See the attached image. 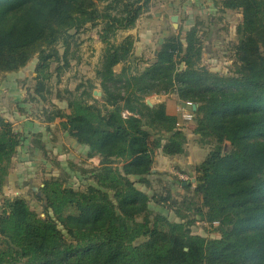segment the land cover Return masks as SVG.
<instances>
[{
    "label": "trees",
    "instance_id": "1",
    "mask_svg": "<svg viewBox=\"0 0 264 264\" xmlns=\"http://www.w3.org/2000/svg\"><path fill=\"white\" fill-rule=\"evenodd\" d=\"M151 2L0 0V74L20 70L38 53V91L51 77L57 45L67 50L73 35L98 25L105 44L96 69L103 94L72 93L70 112L48 119L61 118L62 130L87 146L90 157L99 156L100 165L89 170L93 182L76 189L58 177L47 179L41 188L45 216L22 195L4 198L0 264H264V0L218 2L243 14L236 68L225 75L201 64L203 45L195 27L185 43L177 35L166 37L154 60L134 69L135 37L115 39L136 26ZM171 93L197 104L193 131L202 143L213 142L187 173L195 181L185 188H193L187 198L196 197L197 213L216 225L220 237H205L152 211L149 192L138 187H151L159 148L170 156L185 151L187 134L178 117L167 112L165 102H147ZM21 143L0 114V188Z\"/></svg>",
    "mask_w": 264,
    "mask_h": 264
},
{
    "label": "rangeland",
    "instance_id": "2",
    "mask_svg": "<svg viewBox=\"0 0 264 264\" xmlns=\"http://www.w3.org/2000/svg\"><path fill=\"white\" fill-rule=\"evenodd\" d=\"M151 1V4L154 5V0ZM172 13L173 16H176L175 20L173 16L167 15L166 25L161 28L162 31L161 29L159 30V34H162L165 29L168 32L167 37L177 35L185 43L188 31L195 27L203 45L201 64L215 73L232 74L236 68L235 45L239 40L237 27L243 19L241 10L223 9L221 4H219L215 9L193 8L190 12L178 11ZM142 16L146 17V13ZM100 28V25L96 27L87 26L80 30L79 33L71 37L70 46L67 50L63 44L57 45L59 57L51 59V77L47 81H43L40 85V91L37 90L38 81L35 79L36 74H34L35 67L39 61L38 53H35L29 63L20 70L0 74V114L12 123L13 128L22 139L9 175L11 173L12 181L15 178L23 181L22 185L16 186L18 189L11 187L5 190L4 186L7 184V177L6 183L0 188V212L4 198H14L17 195H22L33 210L41 216H45L41 188L44 182L51 177H58L66 185L73 186L76 189H85L89 183L93 182L89 170L95 169L100 165L99 156L90 157L88 150L84 147L81 148L82 146L72 147L66 139L68 137L62 136L61 118H56L57 121H49L48 119L58 111L61 113L70 112L68 100L72 93L80 94L85 89H93L95 97H100L103 94L100 81L96 77V69L100 65L105 48L103 42H101V45L96 44V40H98L96 36ZM124 37V32H120L115 41L119 42ZM158 42L159 40L149 49L148 47L143 50L139 48L137 53L134 50L132 56L134 69L142 70L154 60V50L159 49L162 44V41L157 44ZM178 66H183V63H179ZM25 69L30 70L26 72ZM118 69L120 70L121 68ZM95 90L98 91L96 94L94 93ZM99 92H101V95H99ZM171 94L176 95V93ZM157 97L158 95L149 96L147 101L150 100L153 104L160 102ZM179 107L183 110L181 104H179ZM187 111L184 109L182 113ZM189 112L192 114V118H184L182 114L180 120L182 125L179 127L186 134L188 133L187 141H189L188 135L190 134L192 135L190 140L202 146V153L205 156L210 148L213 147V142L202 143L200 136L193 134L196 121L193 113ZM39 129L43 133L46 131L47 133L56 134L59 143H63V148L59 149L58 152L53 150L48 153L45 146H41L42 149H36L35 153H27L29 161L37 160L38 168L33 165L31 168L29 166L24 168L26 165L23 166L24 161L21 160L22 149L29 144V135H34V132L40 131ZM50 139L51 136L45 142L49 143ZM35 140L40 142V144L43 142V140L38 138H35ZM226 143L225 152L231 148L230 142ZM36 148L39 147L36 146ZM47 167L51 168L49 172L46 169ZM178 181L180 182V179ZM178 181H176L175 186L177 189L182 190ZM138 185L145 187L140 183ZM180 190L177 191L179 192ZM189 190L193 191V188ZM147 191L152 198L150 200L152 211L164 213L171 221H183L191 231L205 237H220L216 225H209L204 222L202 216L197 213L196 209L200 202L196 197L192 201L187 198V194L178 193L177 191L174 193L168 187V184H165L159 178L152 183L151 187L147 188ZM185 195L186 200H184ZM177 209L180 213L179 216L176 213ZM60 228L66 233L62 226Z\"/></svg>",
    "mask_w": 264,
    "mask_h": 264
},
{
    "label": "crops",
    "instance_id": "3",
    "mask_svg": "<svg viewBox=\"0 0 264 264\" xmlns=\"http://www.w3.org/2000/svg\"><path fill=\"white\" fill-rule=\"evenodd\" d=\"M219 1L220 0H154L155 4L151 5L150 10L146 12V17H143V16L140 17L134 28L129 29L127 31H123L124 35L127 36L131 34L135 37L136 39L135 46H134L135 53H137V50H139V48L143 50L144 48L148 47L149 49L151 48V46L156 44L157 40H159V42L157 43L159 44L161 41L163 42V40L167 37L168 32L165 29L163 31L164 34L162 33L163 35L159 34V30L162 27H165L166 25L167 15L172 17L173 16L172 12H178V11L190 12L193 8L194 9L200 8L203 10L210 9V8L215 9V7L219 5L218 4ZM96 38L98 39L96 40L97 42L96 44L101 45V41L99 40L98 34ZM154 51H155L154 52V57H155L158 49H155ZM121 67L122 65L118 64L114 67V69L115 71H119L118 68H121ZM25 70L27 72L30 69H25ZM158 96L160 97L161 102L164 101L166 103L167 112L169 114L176 115L178 117V121L181 120V116L183 114L182 111L184 109L183 110L180 109L179 107L180 100L178 99V97H176V95H173V94H160ZM60 122H61V119H60ZM62 133H63L62 136H65V138L68 137L66 139L68 140V142L70 143L72 147L82 146L81 148L84 147L86 150H89L87 146L79 144L75 138L69 135L67 131L63 130ZM29 136H30V139L28 138L29 144L26 146V148L22 149L23 154H22L21 160L24 161L23 166L26 165L24 168H28V166L29 168H31L32 165L35 166V168H38L37 160L29 161L27 158V155H28L27 153H32V152L35 153L36 149L40 150V148H36L37 140L34 141L35 138L43 140L42 144L45 146L48 153H50L53 150L58 152L59 149L63 148V143L62 144L59 143L56 134L54 135L52 133H47L46 131L43 133V131L40 130V131L34 132V135L32 134ZM49 136H51L50 142L46 143L45 141L48 140ZM162 136H163L162 134L155 135V137H158V138ZM188 136H189L188 137L189 141H187L185 145V151L181 154H177L173 156L166 155L164 154L161 148H159L156 151V154L154 157V165L152 168L153 174L150 176L152 183H154V181L157 178H159L162 181H164L165 184H168V187H170V189L175 193L177 190H180V189H177V187L175 186L176 181L180 179V182L179 181L178 182L180 183L182 190H180L179 192H182L183 194H187V191H188V194H191L189 192V189L185 187L187 186L189 180L194 182L195 179L191 177L190 179L182 180L179 177V173L192 172L193 167L196 164H199L201 161H203L207 154L203 156L202 146L198 145L197 142H193L192 140H190V137L192 135L189 134ZM47 144H48V147H47ZM15 159L16 158H14L13 162H15ZM46 169L48 170V172L51 170L50 167H47ZM12 179L13 177L10 173V175L8 176L7 184L4 186L5 190L10 189L11 187L18 189L16 188V186L23 184V181H20L21 179L15 178V180L13 181ZM12 184L13 186H11ZM138 187L142 190L147 191L146 187H142L139 185Z\"/></svg>",
    "mask_w": 264,
    "mask_h": 264
},
{
    "label": "water",
    "instance_id": "4",
    "mask_svg": "<svg viewBox=\"0 0 264 264\" xmlns=\"http://www.w3.org/2000/svg\"><path fill=\"white\" fill-rule=\"evenodd\" d=\"M176 16L173 17V19L175 20ZM98 91H94V93L96 94ZM99 95H101V92H99ZM176 97H178V95L176 94ZM179 99V97H178ZM157 100L160 101V97H157ZM180 100V99H179ZM149 104H153L150 100L147 101ZM161 102V101H160ZM164 102V101H162ZM181 107L183 109H186L188 111H195L197 109V104L193 103V102H186V101H180ZM227 144V143H226ZM227 146V145H226Z\"/></svg>",
    "mask_w": 264,
    "mask_h": 264
},
{
    "label": "built area",
    "instance_id": "5",
    "mask_svg": "<svg viewBox=\"0 0 264 264\" xmlns=\"http://www.w3.org/2000/svg\"><path fill=\"white\" fill-rule=\"evenodd\" d=\"M183 116H184V118H192V114H191L189 111L184 112V113H183ZM177 125H178V126L182 125V123H181L180 120L177 122ZM179 177H180L182 180L190 179L189 174H187V173H183V172H182V173H179Z\"/></svg>",
    "mask_w": 264,
    "mask_h": 264
}]
</instances>
